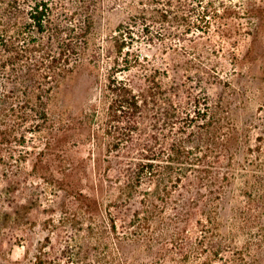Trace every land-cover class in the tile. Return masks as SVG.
<instances>
[{
	"label": "rangeland",
	"instance_id": "1",
	"mask_svg": "<svg viewBox=\"0 0 264 264\" xmlns=\"http://www.w3.org/2000/svg\"><path fill=\"white\" fill-rule=\"evenodd\" d=\"M129 1L71 0L93 13L103 63L83 67L61 85L51 106L54 117L39 132L32 131L35 123L17 119L14 128L22 137H3L0 264H264V197L239 196L240 181L224 183L220 197L185 199L187 211L174 219V211L166 210L156 229L149 228L140 198L95 201L85 114L107 81L113 37L133 65L127 71L120 64L115 78L136 87L143 73L136 63L145 62L170 86L186 81L201 102L208 97L219 105L225 125L232 122L248 135L252 150L261 145L264 156V0H202L212 26L194 40L159 37L157 32L169 36L173 28L167 26L130 23ZM150 31L157 38L151 40ZM262 178L264 183V173Z\"/></svg>",
	"mask_w": 264,
	"mask_h": 264
},
{
	"label": "trees",
	"instance_id": "2",
	"mask_svg": "<svg viewBox=\"0 0 264 264\" xmlns=\"http://www.w3.org/2000/svg\"><path fill=\"white\" fill-rule=\"evenodd\" d=\"M202 2L133 0L129 3L134 13L128 19L143 22L146 28H173L168 37L157 32L159 37L186 40L193 35L194 40L212 26ZM92 15L71 0H0V145L5 136L16 140L24 134L14 128L17 119L35 123L32 131L39 132L41 123L54 117L51 106L61 85L83 67L98 69L103 63ZM157 33L149 32L151 40ZM118 40L113 37L115 57L108 65L104 89L85 114L94 150L95 201L140 198L149 228L156 229L166 210L179 219L187 211L185 199L220 197L224 183L240 181L239 196L262 199L261 145L252 150L245 132L239 134L232 122L225 125L219 105L208 97L201 102L188 91L186 81L174 80L170 86L153 74V68L146 69L145 62L136 63L143 70L136 87L115 78L113 72L120 64L127 71L133 67ZM19 102L22 113L17 111ZM112 227L115 230V221Z\"/></svg>",
	"mask_w": 264,
	"mask_h": 264
}]
</instances>
